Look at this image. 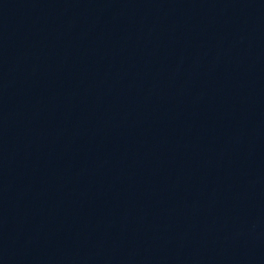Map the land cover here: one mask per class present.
Wrapping results in <instances>:
<instances>
[{
  "label": "water",
  "instance_id": "water-1",
  "mask_svg": "<svg viewBox=\"0 0 264 264\" xmlns=\"http://www.w3.org/2000/svg\"><path fill=\"white\" fill-rule=\"evenodd\" d=\"M0 264H264V0H0Z\"/></svg>",
  "mask_w": 264,
  "mask_h": 264
}]
</instances>
